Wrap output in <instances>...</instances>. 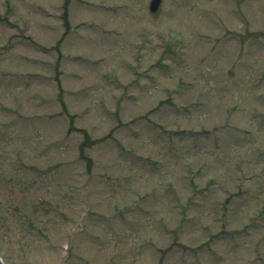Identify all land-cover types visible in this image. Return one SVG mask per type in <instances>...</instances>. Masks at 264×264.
<instances>
[{"label":"rangeland","instance_id":"rangeland-1","mask_svg":"<svg viewBox=\"0 0 264 264\" xmlns=\"http://www.w3.org/2000/svg\"><path fill=\"white\" fill-rule=\"evenodd\" d=\"M151 1L0 0L6 264H193V256L171 252L161 262L148 245L170 244L165 222L178 227L183 244L211 245L200 255L206 264H264L255 251L264 257V222L250 218L264 210V0H163L155 16ZM98 3L121 8L108 12ZM256 33L253 46L247 41ZM184 51L186 60L178 56ZM80 56L92 58L91 66ZM169 101L199 106L177 111ZM80 110L75 130L97 140L86 149L91 173L79 157L82 134L67 135L68 115ZM122 121L130 126H118ZM220 125L226 126L216 142L213 135L200 136L199 144L161 135ZM112 129L120 145L105 139ZM151 159L160 161L159 170L143 164ZM29 183L33 189L24 190ZM167 186L179 196V209ZM221 221L227 231L260 224L237 236L238 246L230 235L215 237ZM218 255L223 260L214 263Z\"/></svg>","mask_w":264,"mask_h":264},{"label":"trees","instance_id":"trees-1","mask_svg":"<svg viewBox=\"0 0 264 264\" xmlns=\"http://www.w3.org/2000/svg\"><path fill=\"white\" fill-rule=\"evenodd\" d=\"M83 134H84L85 139H84V141L82 143V147H85L86 145L89 144V141H88V133H87V131H84L83 130Z\"/></svg>","mask_w":264,"mask_h":264},{"label":"water","instance_id":"water-1","mask_svg":"<svg viewBox=\"0 0 264 264\" xmlns=\"http://www.w3.org/2000/svg\"><path fill=\"white\" fill-rule=\"evenodd\" d=\"M160 0H155L152 6V9H155L157 7V5L159 4ZM1 264V262H0Z\"/></svg>","mask_w":264,"mask_h":264}]
</instances>
